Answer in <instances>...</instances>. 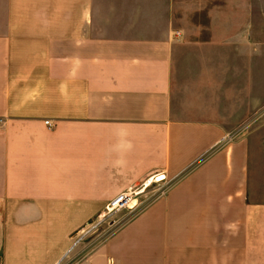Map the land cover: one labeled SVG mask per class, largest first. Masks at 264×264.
Wrapping results in <instances>:
<instances>
[{"label": "crops", "instance_id": "obj_1", "mask_svg": "<svg viewBox=\"0 0 264 264\" xmlns=\"http://www.w3.org/2000/svg\"><path fill=\"white\" fill-rule=\"evenodd\" d=\"M256 22V0H0V264H264Z\"/></svg>", "mask_w": 264, "mask_h": 264}, {"label": "built area", "instance_id": "obj_2", "mask_svg": "<svg viewBox=\"0 0 264 264\" xmlns=\"http://www.w3.org/2000/svg\"><path fill=\"white\" fill-rule=\"evenodd\" d=\"M47 126H50V124L47 123ZM161 180L162 178L160 177H155V178L150 177L149 179H146L141 185H139L129 193L116 196L106 205L105 212L107 214H110L119 211H128V210L132 211L135 208L133 201L138 196V194L143 192L147 187L151 186L152 183H158ZM75 264H80V263H75Z\"/></svg>", "mask_w": 264, "mask_h": 264}, {"label": "rangeland", "instance_id": "obj_3", "mask_svg": "<svg viewBox=\"0 0 264 264\" xmlns=\"http://www.w3.org/2000/svg\"><path fill=\"white\" fill-rule=\"evenodd\" d=\"M256 20H257V28L264 25V0H256ZM262 37L263 34H257V38ZM257 113H256V125H255V133L257 137H260L262 134L261 126H262V118L264 116V98H257ZM247 133V132H246ZM258 165H260V155L257 158ZM105 214H107L105 212ZM100 228L101 226H97ZM101 229V228H100Z\"/></svg>", "mask_w": 264, "mask_h": 264}, {"label": "bare ground", "instance_id": "obj_4", "mask_svg": "<svg viewBox=\"0 0 264 264\" xmlns=\"http://www.w3.org/2000/svg\"><path fill=\"white\" fill-rule=\"evenodd\" d=\"M132 205V204H131ZM131 205H130V207H131Z\"/></svg>", "mask_w": 264, "mask_h": 264}]
</instances>
